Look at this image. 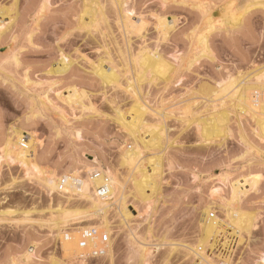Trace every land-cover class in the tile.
I'll return each mask as SVG.
<instances>
[{"label": "rangeland", "instance_id": "obj_1", "mask_svg": "<svg viewBox=\"0 0 264 264\" xmlns=\"http://www.w3.org/2000/svg\"><path fill=\"white\" fill-rule=\"evenodd\" d=\"M97 2L99 8L102 6V15L97 17V26L94 24L88 31L81 26V16L84 22L88 21L84 13L95 7L92 0H0V7L15 16L12 25L0 35V155H3L0 163V264L12 261L43 264L50 258L64 260L59 243L45 221L48 208L65 200L57 196L50 198L34 178L35 172L27 174L19 163L9 159L16 133L30 134V146L40 170H55L61 175L64 168L77 163L83 170L82 176H86L89 160L95 158L102 168L113 171L120 180L126 177V169L119 166V155L121 149L132 144L114 117L116 111L129 112L133 99L120 89L102 85L92 70V63L104 60L103 66L107 69L111 62L116 70L118 65L120 74L125 73L121 77L125 82V77L132 75L127 72L130 74L127 76L124 70L130 56L126 57L133 56L143 45L156 50L172 64L173 71L167 82L147 71L139 97L158 112L166 108L167 112L168 105L183 100L175 108L171 107V116L163 123L160 145L153 151H143L142 162L146 167L151 154H161L162 174L151 209L130 196L126 198L127 204L134 205L137 211V214L133 212L136 215L130 218L129 224L137 237H145L151 245L147 262L192 264V258L184 249L171 253L169 243L195 245L197 242L198 215L209 198L208 189L212 184L209 177L226 173L233 179L248 168L264 177L261 155L264 135L248 115H240L232 108V102L224 103L225 109L222 105L217 107L220 111L215 109L225 115L226 129L222 135L204 137L200 130L202 119H208L215 112L209 110V103L202 104L206 102L200 91L205 86L215 87L228 74L238 76L254 65H264V0H183L189 6L172 8L167 17L183 20L180 32L173 35L171 42L159 45L154 25L146 28L141 37L132 34L129 45L126 44L117 20L118 8L112 0ZM125 2L132 7L123 5L124 9L144 16L135 7L138 0ZM197 6L208 12L213 10L212 16H222L226 26L216 27L207 37L212 58L201 57L187 67L200 52L195 45L196 37L206 31L203 13ZM41 8L44 9L42 14ZM8 18L4 16L3 22L10 21ZM239 19V27L229 26ZM198 25L200 28L194 32ZM72 28L78 30L72 32L68 40L58 43ZM61 52L71 63L65 71L59 72L55 69L62 67ZM14 55L17 63L11 60ZM67 87L83 91L86 97H82V102L85 106L92 105L93 110L81 111L79 105L65 100ZM185 108L189 112L183 118ZM145 117L143 123L155 124V116L146 114ZM76 132L81 133L79 139L75 138ZM37 140L45 141V147L39 152ZM129 186H126L127 191ZM71 203L74 207L84 205L76 200ZM242 205L256 216L260 226L255 223L250 236L234 249L230 264H251L252 251L264 248V179H260L255 190L247 191ZM211 209L215 216L223 217L219 208ZM107 220L110 257L106 253L87 256L82 264H103L106 259L110 264L113 260L115 264H143L115 208L107 213ZM98 223L91 220L84 224L96 227ZM64 231L70 233V229Z\"/></svg>", "mask_w": 264, "mask_h": 264}, {"label": "bare ground", "instance_id": "obj_2", "mask_svg": "<svg viewBox=\"0 0 264 264\" xmlns=\"http://www.w3.org/2000/svg\"><path fill=\"white\" fill-rule=\"evenodd\" d=\"M92 3L98 5L97 0H92ZM112 3L118 8L119 16L117 20L122 28L126 44L130 43L129 37H131L132 34L141 37L139 28L134 26L138 25L142 18V14H136L135 18L129 17L127 13L133 10L124 9L123 5L126 3L125 0H112ZM96 5L93 9L91 7L85 10L84 15L88 17L87 22H84L83 16H81V26L84 29H88V31L90 28H93L94 24L95 27L97 26V17L100 18L101 16L98 15H102V11H100L102 10V6L99 8L98 5V8H96ZM197 8L201 9L200 11L203 13L206 31L196 37L195 45L200 48V52L195 58L188 62L187 67H190L193 62L201 57L208 59L212 58L207 44V37L210 33L207 31V26L215 25L218 28H220V25H223V27L226 26L222 16H212L211 12L213 10L208 12L202 10L199 6H197ZM8 11L10 10L2 6L0 7V25L3 26L4 31L12 25L11 23L14 21L15 17H12L10 15L11 13H8ZM4 16H8L10 21L4 23ZM172 21H175L174 17L168 19L169 23ZM240 22L241 20L239 19L238 23ZM229 26L231 28L234 27L233 24H229ZM1 34L2 33H0V35ZM201 53H205V55H201ZM129 56L130 58L128 59ZM123 58L125 59L124 55ZM126 58L128 62L125 63L126 68L123 66L125 68L124 70L126 74L127 72L130 74L132 72V75L128 78L125 77V82L121 81V77L122 75L124 77L125 73L120 74L118 65L116 70L111 62L108 63V67L106 66L107 69L103 66L104 60H101V62L99 60V63L94 65L92 63V70L102 85L110 86V88L115 90L120 89V91H124L133 99V104L131 103L132 107H130V109H132L129 112L125 111V113H123L116 111L114 117L120 128L130 140V144H132V146L129 145V148L121 149L119 155V166L126 169V177L120 180L113 171L102 168L95 158L89 160L90 164L88 167L86 166V176H82L81 173L83 170L79 169V166V168L77 167V163L64 168L61 175H58L55 170H40L35 162L34 153L30 146V134L24 136L21 132H17L15 141L11 143L13 144L11 149H13L9 151V153H12V155H9V159L19 163L27 174L35 172L36 175H34V178L50 198L57 196L59 199L62 198L65 200L63 203H58L55 207L50 206L48 208V218L45 221L50 232L53 233L54 238L58 241L64 259L66 258V254H68L67 258L69 259L84 261L85 257L98 252L106 253V255L110 257L112 249L110 242L108 239L106 242H102L100 236L103 234L107 235V232L110 230L107 213L114 208L117 210V214L120 217V224L125 226L129 231L130 239H132L133 245L135 244L136 246V252L139 255L140 262L143 264L147 262V257L150 255L149 248H151V245L149 242H147L145 237H137V235H135L136 232L134 233V229L129 224L130 218L132 216L134 217L137 211L134 205L127 204L126 198L130 196L133 201L135 200L143 203L146 209H151V202L157 193L158 181L162 174L161 154L158 156L153 152L154 154H151L152 157L147 158L146 167L142 162L143 151H153L160 145L158 142L162 139V133L164 131L163 123H165V119L168 116H171L173 111L171 107L180 104L183 100L168 105L167 112H165L167 108L163 112L160 111L161 109L158 112V109H154V111L151 107L149 108L140 98L141 94L139 95V92H141V85L146 80V72L150 71L153 76L165 79L167 82L169 74L173 71V66L167 60H164L156 50L152 51L146 45L139 47L133 56L129 54ZM11 60L17 63L15 55L12 56ZM109 60L112 61V59ZM59 63H61L62 67L56 68L55 71H65L67 65H65L61 59ZM130 74H127V76ZM261 77H264V65H254L250 70H247L245 73L242 72L238 74V76L228 74L222 77L223 79L219 80L215 87L209 86V88H206L205 86V88H203L205 90L201 87V97L205 99L204 102H206L201 103H209L211 107L209 110L215 111L213 114H210L211 116L208 117V119H202L200 125L201 134L204 137H212L224 133L226 129L224 126L226 125L224 122L225 115L222 112L220 113V109L217 107L220 105L223 106L224 103L226 105V102H232L230 103L232 104L231 106H233L232 108L240 115H248L255 122L259 131L264 135V82L261 81ZM65 92V100L79 105L81 111L85 109L93 110L91 107L92 105L85 106L82 102V97H86L83 91L79 92L74 87H67ZM44 98L46 99V96H44ZM63 98L64 96L62 99ZM188 108L183 110V118L187 117L186 115H188L189 112ZM204 108L208 110L206 107ZM215 109H219V111ZM146 114L155 116V124L154 120H152L153 126L152 124L148 126V124L146 125L143 123L142 119ZM25 145H27V147H25ZM2 157L3 155H0V163ZM249 169L250 168L247 169L248 171L245 170V173L242 171L244 174L242 173L233 179H230L226 173L218 174L215 177L212 176L214 178H208L212 184L208 189L209 198L201 206L202 208L198 215L197 224L199 236L197 242L195 245H190L189 243H175L172 241L174 243H169L171 246V253L179 249H184L190 259L192 258V264H230L229 262L232 258L234 249L244 238L250 236L256 222V216L252 212L246 210L242 205L243 197L247 191L251 189L255 190L260 182V179H256V177H259V174L253 173ZM128 184H130L128 188V190L130 189L129 191L126 190ZM147 191L149 193H147ZM74 200L83 202L84 205L82 207H74L72 206L73 203H71L74 202ZM130 207L132 209H130ZM213 207L219 208L223 213V217L215 216L211 209ZM133 212L136 214L134 215ZM91 220H98V225H96V227H88V224H84ZM249 221L253 222L251 226L249 225ZM71 224L80 225L71 228L69 226ZM97 227L102 229V232H100ZM90 228L96 230L95 236L86 241L87 244L85 247H80L79 240L83 237V232ZM68 229H70V233H65L64 230ZM72 253L78 255L72 256ZM252 256L253 262H251V264H264V248L253 250Z\"/></svg>", "mask_w": 264, "mask_h": 264}, {"label": "snow or ice", "instance_id": "obj_3", "mask_svg": "<svg viewBox=\"0 0 264 264\" xmlns=\"http://www.w3.org/2000/svg\"><path fill=\"white\" fill-rule=\"evenodd\" d=\"M179 6L188 7L189 5L187 3H184L183 0H150V2L149 0H138V3L135 7L137 8V10L143 12L144 16H142L138 25L134 27H138L139 34H143L146 28H148L150 25H154L155 31L158 34L156 43L158 45L162 43H169L171 42L173 35H176L180 32L181 26L183 24V20L172 21L171 23H169L167 19L168 12L172 8L179 7ZM125 7L126 8L132 7V5L126 4ZM229 7H233V6H229ZM43 11L44 9L41 8V14L43 13ZM127 15L129 17H135L136 12L135 11L128 12ZM145 17H147V20H145ZM234 26L239 27V23L238 22L235 23ZM220 27H223V25H220ZM199 28L200 26L198 25L197 28L194 29L193 31L195 32ZM215 28H216L215 25L207 26V31L213 32ZM77 30L78 29L76 28H72L71 30L66 31L64 35L61 37V40L58 41V43H60L61 41L68 40L72 32L77 31ZM3 32H4V28L2 25H0V33H3ZM12 39H14V37ZM77 55H79V53H77ZM201 55H205V53H201ZM60 58L65 63V65H68L71 62L70 58L66 56L63 52L60 53ZM85 59L87 58L85 57ZM260 79L262 82H264V77H261ZM80 136H81L80 132L75 133L76 139H79ZM36 144L38 145L37 147L38 152L45 147V141L43 140H37ZM101 146H102V142H101ZM25 147H27V145H25ZM261 155L262 157H264V152H262ZM12 162L15 163L16 161H12ZM193 179H195V177ZM256 179H264V177H256ZM252 223H253L252 221H249L250 226ZM255 223L257 227L260 226L259 221H256ZM104 239L107 240L108 238L105 236ZM67 255L68 254H66V258L63 261H56L50 258L47 261H44L43 264H82L81 260L69 259L67 258ZM71 255L76 256L78 254L72 253ZM10 264H17V262L12 261L10 262ZM20 264H23V262L21 261ZM29 264H39V262L30 261ZM103 264H110V262L109 260L106 259L103 261ZM111 264H115V261L113 260ZM145 264H150V262H145Z\"/></svg>", "mask_w": 264, "mask_h": 264}, {"label": "built area", "instance_id": "obj_4", "mask_svg": "<svg viewBox=\"0 0 264 264\" xmlns=\"http://www.w3.org/2000/svg\"><path fill=\"white\" fill-rule=\"evenodd\" d=\"M96 234V230L94 228H90V229H86L84 232H83V237L79 240V246L80 247H85L86 246V241L91 239L92 237H94ZM107 237L108 238V235L106 234H103L100 236V239L102 242H106V240L104 239V237ZM103 253H94L92 255H89V256H98V255H101Z\"/></svg>", "mask_w": 264, "mask_h": 264}]
</instances>
